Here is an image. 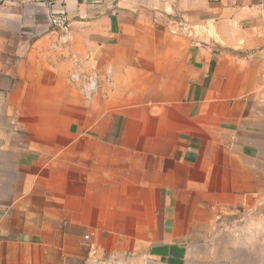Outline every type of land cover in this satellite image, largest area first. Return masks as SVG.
<instances>
[{
	"label": "crops",
	"instance_id": "obj_1",
	"mask_svg": "<svg viewBox=\"0 0 264 264\" xmlns=\"http://www.w3.org/2000/svg\"><path fill=\"white\" fill-rule=\"evenodd\" d=\"M60 7H0V264H264V0Z\"/></svg>",
	"mask_w": 264,
	"mask_h": 264
},
{
	"label": "built area",
	"instance_id": "obj_2",
	"mask_svg": "<svg viewBox=\"0 0 264 264\" xmlns=\"http://www.w3.org/2000/svg\"><path fill=\"white\" fill-rule=\"evenodd\" d=\"M29 2L41 6L49 11L50 25L58 36L56 47L63 46L70 41L71 24L66 10L60 7L61 0H28ZM8 0H0V7L6 5ZM73 69L68 76L69 83L79 92L85 102H91L101 88L99 75L94 71L83 70V61L73 56ZM106 83L111 86L110 77H106Z\"/></svg>",
	"mask_w": 264,
	"mask_h": 264
}]
</instances>
